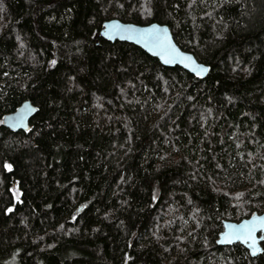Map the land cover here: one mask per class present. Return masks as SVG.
Instances as JSON below:
<instances>
[{"label": "trees", "instance_id": "1", "mask_svg": "<svg viewBox=\"0 0 264 264\" xmlns=\"http://www.w3.org/2000/svg\"><path fill=\"white\" fill-rule=\"evenodd\" d=\"M169 27L204 78L98 37ZM0 264H264V0H0Z\"/></svg>", "mask_w": 264, "mask_h": 264}, {"label": "water", "instance_id": "2", "mask_svg": "<svg viewBox=\"0 0 264 264\" xmlns=\"http://www.w3.org/2000/svg\"><path fill=\"white\" fill-rule=\"evenodd\" d=\"M98 37L108 42H126L137 46L150 57L157 59L162 66L179 67L198 78L206 77L209 71L207 65L178 47L169 27L163 24L153 22L138 25L109 19L103 22ZM36 112L37 107L30 100H25L14 111L4 114L0 124L11 132H28L29 121ZM248 231H251V238ZM263 240L264 212L253 213L239 222L223 221L216 245L224 247L239 244L248 250L251 257H255L262 253Z\"/></svg>", "mask_w": 264, "mask_h": 264}, {"label": "rangeland", "instance_id": "3", "mask_svg": "<svg viewBox=\"0 0 264 264\" xmlns=\"http://www.w3.org/2000/svg\"><path fill=\"white\" fill-rule=\"evenodd\" d=\"M2 264H18V262L15 257H11L7 259L6 261H4Z\"/></svg>", "mask_w": 264, "mask_h": 264}, {"label": "snow or ice", "instance_id": "4", "mask_svg": "<svg viewBox=\"0 0 264 264\" xmlns=\"http://www.w3.org/2000/svg\"><path fill=\"white\" fill-rule=\"evenodd\" d=\"M229 235H232L231 233ZM248 236L251 238V231H248Z\"/></svg>", "mask_w": 264, "mask_h": 264}]
</instances>
